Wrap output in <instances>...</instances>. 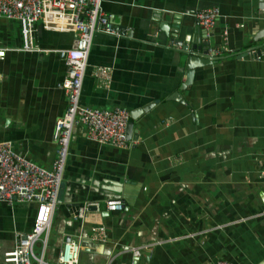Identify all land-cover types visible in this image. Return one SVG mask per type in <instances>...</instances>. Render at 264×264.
<instances>
[{
	"label": "crops",
	"instance_id": "obj_1",
	"mask_svg": "<svg viewBox=\"0 0 264 264\" xmlns=\"http://www.w3.org/2000/svg\"><path fill=\"white\" fill-rule=\"evenodd\" d=\"M262 0H103L119 35L95 32L80 103L137 111L128 147L98 143L75 124L54 209L45 261L55 264L67 240L79 264L264 263V48ZM217 6L205 29L195 11ZM174 29L177 32H174ZM205 30L214 62L185 79L183 45ZM75 33L36 23L22 49L20 25L0 18V140L50 168L54 125L67 99L58 87L66 66L57 48ZM50 49L51 51H45ZM97 66L110 68L104 85ZM179 93V94H177ZM122 199L120 211L105 200ZM97 202L83 219L74 210ZM35 202L0 201V264L15 238L29 231ZM96 228V229H94ZM41 242L34 252L41 255ZM33 264H39L37 260Z\"/></svg>",
	"mask_w": 264,
	"mask_h": 264
},
{
	"label": "built area",
	"instance_id": "obj_2",
	"mask_svg": "<svg viewBox=\"0 0 264 264\" xmlns=\"http://www.w3.org/2000/svg\"><path fill=\"white\" fill-rule=\"evenodd\" d=\"M103 0H0V18L15 20L20 25L23 39L22 49L42 50L34 44L36 23L41 21L48 29L67 30L75 33L70 47L57 48L58 56L66 66V74L58 87L67 99L64 113L54 125L56 156L51 167L45 168L18 153L8 140H0V201L11 204L17 202H35L36 212L32 227L15 238L14 246L6 252L4 264H52L44 260L43 254L51 227L54 209L62 183L64 166L68 154V145L75 124L86 127L87 137L98 143L126 148L132 142L127 138L126 127L130 113L123 107H90L80 103L82 82L87 67L88 54L95 32L119 35L111 16L103 9ZM198 24L205 29L215 25L220 16L217 6L201 8L195 11ZM8 47H0V58L4 57ZM208 53L217 55L220 47H209ZM45 51H51L45 49ZM254 59L261 58L264 48L247 51ZM95 77L106 84L110 77V68L97 66ZM97 202H88L74 210L73 216L83 219ZM108 211H120L124 207L122 199L111 197L105 200ZM96 229V228H94ZM41 242V255L34 252V245ZM55 264H79V245L67 240L58 254ZM214 264H232L219 259ZM264 264V263H263Z\"/></svg>",
	"mask_w": 264,
	"mask_h": 264
},
{
	"label": "water",
	"instance_id": "obj_3",
	"mask_svg": "<svg viewBox=\"0 0 264 264\" xmlns=\"http://www.w3.org/2000/svg\"><path fill=\"white\" fill-rule=\"evenodd\" d=\"M261 8L264 10V0H262ZM174 32H177L174 29ZM264 32V30H263ZM206 33L205 30H199L198 31V37L195 41V43H191L190 45H183L181 50L185 54L184 59V72H185V79L181 83L180 88H185L186 85H189L192 83L193 76H194V70L198 66H204L211 64L214 62L213 56L209 55L207 47L209 45L208 41H201V39H204V34ZM264 33L260 35V37H263ZM179 94V93H177ZM137 111L130 113L131 118H135L137 116ZM132 130V122H128L126 127V135L129 139V134Z\"/></svg>",
	"mask_w": 264,
	"mask_h": 264
}]
</instances>
